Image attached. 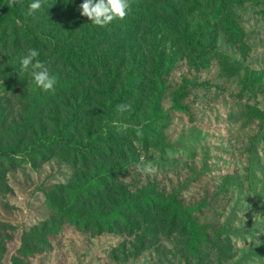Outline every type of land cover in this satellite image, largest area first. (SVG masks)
Returning <instances> with one entry per match:
<instances>
[{"label":"rangeland","instance_id":"rangeland-1","mask_svg":"<svg viewBox=\"0 0 264 264\" xmlns=\"http://www.w3.org/2000/svg\"><path fill=\"white\" fill-rule=\"evenodd\" d=\"M7 2L0 0V5ZM31 2L17 0L9 8L16 7L20 13L18 22L31 27L32 34L39 36L50 73L61 81L90 78L86 82L81 80L72 98L45 108L36 131L52 133V113L59 109L61 122L77 120L72 123L76 127L75 139L99 133L104 140L115 142L113 147L128 145L130 150L122 159L107 155L96 164V168L115 172L109 194L102 198L104 204L110 208L120 191L134 196L136 189L150 185L163 194L179 190L184 205L209 200L211 211H205L200 222L224 228L232 239L228 254L233 255L227 261L215 253L205 254L202 260L194 259L188 253L186 239L171 229L165 218L151 215L146 219L132 218L133 231L123 226L95 234L66 224L52 248L39 253L28 264H264V121L246 118L252 108L264 111V0L235 5L231 12L229 21L242 30V41L237 35L224 33L212 0H203L202 9L194 12L185 8L176 20L152 15L143 25L133 23L132 32H123L116 39L106 33L99 36L100 41L106 42L103 50L113 46L107 55L112 56L111 65L114 73L121 74L122 83L131 73L138 76L136 82L141 86L140 93L126 104L130 108L116 111L107 120L104 103L95 94L100 85L106 84L100 72L92 75L90 71H80L76 75L58 59L60 48L68 47L63 44L75 32L73 7L42 2L41 9L29 16ZM197 27L207 37L210 31L217 47L211 67L200 70L179 37L183 30ZM117 45L123 47L117 49ZM28 50L24 42L13 49L10 41H0V71L12 58L20 62ZM161 54L166 60H177V68L169 78L172 91L161 106L160 119L167 127L164 135L169 146L151 145L146 149L138 131L150 123L147 119L153 99L149 80ZM13 77L16 91L0 80V113L6 126L25 118L23 97L31 95L36 86L31 68L24 71L20 67ZM187 83L194 85L183 101L188 111L177 113L173 96L180 94ZM205 83L208 84L202 85ZM245 84L250 86L247 91ZM141 161L153 164L158 171L142 174L136 167ZM76 175L81 172L59 157L45 163L29 162L9 173L12 191L0 197V220L10 222L18 230L0 264H11L24 232L37 230L53 220L46 203L48 193L61 185L68 188Z\"/></svg>","mask_w":264,"mask_h":264},{"label":"trees","instance_id":"trees-1","mask_svg":"<svg viewBox=\"0 0 264 264\" xmlns=\"http://www.w3.org/2000/svg\"><path fill=\"white\" fill-rule=\"evenodd\" d=\"M56 1V2H55ZM250 1L260 0H212L217 12L218 23L224 27L227 35H237L243 40L242 30L233 22H230L231 12L235 5H242ZM44 4H52L58 7L61 4H70L73 7L71 12L75 22L74 33L66 39L63 45L67 48H60L59 61L64 67L73 73L80 74V71L93 73L100 72L105 85H100L96 99L102 101L105 109L104 119H110L117 111V105L127 104L135 94L140 93L141 86L136 82L138 76L128 74L122 83L123 78L114 73L111 65L113 46L103 50V44L99 36L104 33L108 37L117 38L121 33L128 34L133 31L132 25H143L150 20V17L168 19H179L185 8L192 12L202 9L203 0H131V7L123 20H114L106 27H92L91 21L82 16L80 4L83 0H42ZM9 2L0 5V41L11 42L13 49H18L24 42L29 49H36L39 52L38 59L46 64L43 58L45 48L37 34L33 35L31 27L18 22L20 13L16 7L9 8ZM134 23V24H133ZM208 31V30H207ZM183 47L194 55L193 64L196 69L211 67V59L217 54L215 37L208 32L200 34L199 29L183 30L179 34ZM121 49V46H116ZM56 49H58L56 47ZM176 58L166 60L164 56L158 55L151 78L149 80L152 93V107L149 110L150 116L147 124L138 134L141 133L140 141L148 149L151 145H163L167 148L164 126L161 117V106L167 100L172 91L169 85V78L173 70L177 68ZM21 67L20 62L10 59L4 64L0 71V80L9 85V89L16 91V79L13 72ZM166 67V68H164ZM57 84L54 92H45L37 86L34 87L31 95H24L25 118L19 123L6 126L5 117L0 113V197H5L12 191L9 185V173L29 163H45L54 157L70 162L74 168L81 172V175L74 177L73 183L68 188L64 185L50 191L46 197L47 207L50 210L53 220L45 222L41 228L24 232L21 245L14 252L11 264H28L39 253L50 250L56 237L63 232L66 224H71L84 231H92L95 234L113 232L121 227L133 231L135 225L132 218L156 215L158 218H165L171 229H175L181 237L185 238L187 250L194 259L202 260L205 254H219L221 259L227 261L232 257L229 255L232 239L225 232L224 228H217L210 224L200 222V216L205 211H211L209 200L203 199L194 205H184L180 200L181 192L173 191L170 194L157 192L154 186L144 189H136L135 195H126L125 192L118 193V200L107 207L102 198L109 194V183L113 181L115 172L96 168L99 161L107 157H118L122 159L125 152L130 150L128 145L113 147L115 142L103 139L99 133L88 134L83 140L75 139L76 127L71 122H61L59 109L52 113L54 129L48 133L42 129L36 131V125L41 121L44 109L56 107L59 101L72 98L81 86V80L90 81V78H77L74 81H61L56 77ZM208 83L202 84L206 85ZM180 94L173 96V104L177 113L188 111L184 99L190 96L189 88L192 84H184ZM212 87V86H211ZM245 84L244 90H248ZM94 96V95H93ZM89 94V99H91ZM246 118L249 121L258 119L264 121V111L259 108L248 110ZM161 125V126H160ZM122 147L124 149H122ZM126 172V171H125ZM89 173V174H88ZM213 212V211H212ZM18 228L10 222L0 220V261L8 253L9 243H13V234Z\"/></svg>","mask_w":264,"mask_h":264},{"label":"clouds","instance_id":"clouds-1","mask_svg":"<svg viewBox=\"0 0 264 264\" xmlns=\"http://www.w3.org/2000/svg\"><path fill=\"white\" fill-rule=\"evenodd\" d=\"M17 0H9V6L14 5ZM42 7V0H32L28 5L27 15H34ZM81 15L87 17L95 26L106 27L114 20H123L130 10L131 0H83L80 4ZM39 52L36 49H29L27 54L20 60L22 70L31 68V75L38 88L45 92H54L57 79L50 73L44 62L38 59ZM130 105L119 104L117 111L125 112ZM142 174L153 175L158 169L151 163L145 164L143 161L136 165Z\"/></svg>","mask_w":264,"mask_h":264}]
</instances>
